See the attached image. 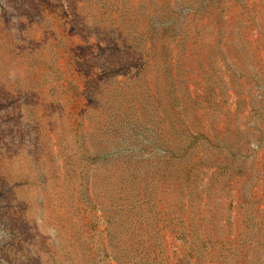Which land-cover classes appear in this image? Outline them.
Wrapping results in <instances>:
<instances>
[{"label": "rangeland", "instance_id": "rangeland-1", "mask_svg": "<svg viewBox=\"0 0 264 264\" xmlns=\"http://www.w3.org/2000/svg\"><path fill=\"white\" fill-rule=\"evenodd\" d=\"M185 125L218 137L196 220L236 239L226 264H260L264 0H0V264H214L167 220L147 258L123 209L126 173L167 186L153 220L173 209L167 150Z\"/></svg>", "mask_w": 264, "mask_h": 264}, {"label": "trees", "instance_id": "trees-1", "mask_svg": "<svg viewBox=\"0 0 264 264\" xmlns=\"http://www.w3.org/2000/svg\"><path fill=\"white\" fill-rule=\"evenodd\" d=\"M199 120V118H198ZM201 120V119H200ZM177 128H175L176 130ZM174 130V132H175ZM227 130V128H226ZM238 133L241 131L236 130ZM175 138L171 139V145L167 150V159L170 160L169 176L171 180H169L171 184V189L169 194H172L171 200H168V203L173 206L172 210H167V214L164 209V203H162V208L159 210L158 218L153 220V216L147 213L148 206L152 203L157 196V193H165L167 192V186L165 190L158 191L154 186V179H151L149 174H144V176H138L140 179L139 185L135 183V179L137 180V175L126 173L123 175V183L121 194L124 198L123 209L126 210L130 206L135 210L132 218V222H134V231L139 232L141 234V242L142 249L145 250L143 253L147 258H151L155 253L152 250L153 245L150 244L149 240H152L153 237L158 234L157 228H155V224L159 221H169L174 224V226L181 228L187 231V237L185 238V242L188 245V248L191 249V252L194 250L198 251V248L202 244H206L209 240L210 248L205 250V255L212 256L215 258L216 252H218L219 257L214 261V264H226V257L221 252H219V247L222 248L226 245H233L237 241L234 239L231 241L229 236L220 235L221 231L218 230L217 225L215 223H211L208 230L206 225H202V223L206 220L204 216L200 212L198 219L196 220L194 216V209L197 203L200 201L202 194L203 186H198L197 183H202V178H200L201 173L204 170L201 167H204L205 162L209 161V155L205 151L208 145L214 144V141L218 139L214 131H210L209 128L202 126H190L185 125L179 131L173 133ZM213 141V142H212ZM230 154V153H226ZM135 157H125L123 158V162L126 165L125 169L132 165ZM137 158V157H136ZM222 158H225L222 156ZM235 160L233 154H230L225 158V162H221L218 159V162L215 164L213 170L212 178L217 176V171L219 169H227L228 168V160ZM131 182L134 183L131 186ZM138 182V181H137ZM134 200V202L132 201ZM127 201H130L127 203ZM178 202V203H177ZM177 203V204H176ZM210 203V202H209ZM206 204L203 203V205ZM179 209L181 216H176L174 214ZM182 211V212H181ZM259 213H263V209L258 210ZM129 213V211H127ZM156 216V217H157ZM130 218V219H131ZM129 220V219H128ZM198 226L195 228L194 224ZM259 226L264 227V222H258ZM197 231V235L194 236L192 231ZM144 236V239H143ZM224 236V237H222ZM227 237V238H226ZM264 244V238H263ZM244 250V248H243ZM199 258V256H198ZM246 256L243 254V251L239 252L237 255V260L235 264H246ZM170 263V262H169ZM258 263L264 264L263 258L258 260ZM172 264V263H170Z\"/></svg>", "mask_w": 264, "mask_h": 264}]
</instances>
